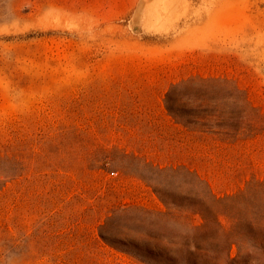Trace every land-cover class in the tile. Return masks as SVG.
Wrapping results in <instances>:
<instances>
[{
	"label": "rangeland",
	"instance_id": "1",
	"mask_svg": "<svg viewBox=\"0 0 264 264\" xmlns=\"http://www.w3.org/2000/svg\"><path fill=\"white\" fill-rule=\"evenodd\" d=\"M256 215L264 0H0V264H237Z\"/></svg>",
	"mask_w": 264,
	"mask_h": 264
},
{
	"label": "trees",
	"instance_id": "2",
	"mask_svg": "<svg viewBox=\"0 0 264 264\" xmlns=\"http://www.w3.org/2000/svg\"><path fill=\"white\" fill-rule=\"evenodd\" d=\"M204 218V217H203ZM205 222L203 226L205 227L207 224L206 218L204 219ZM264 218H258L253 217V219H250L249 222L245 221H233L229 228H226L225 226L221 224L219 225L218 230H221V234L223 236V242L226 246V257H230L233 245L236 246V258H234L232 261L237 264H247V252H243L246 250V247H251L254 251H264V236H257L256 234L250 235L247 233L246 228H250L251 230L257 229L258 231L264 230ZM244 230L242 231L243 237H236V235H233L236 233V230ZM235 232V233H234ZM205 252H202L201 255H199V258H201V264H208L212 260L214 261H220L221 260V250H213L208 249V247L204 248ZM210 252L214 255H210ZM232 259V258H231ZM259 264H263L262 259L259 257L257 258Z\"/></svg>",
	"mask_w": 264,
	"mask_h": 264
}]
</instances>
